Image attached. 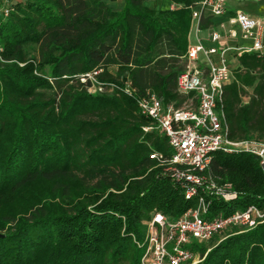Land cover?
<instances>
[{
  "label": "trees",
  "instance_id": "1",
  "mask_svg": "<svg viewBox=\"0 0 264 264\" xmlns=\"http://www.w3.org/2000/svg\"><path fill=\"white\" fill-rule=\"evenodd\" d=\"M146 1L115 9L107 0H9L0 22V264H142L145 221L197 206L150 157L172 149L160 130L144 131L153 121L137 100H196L178 78L201 0H171L172 9ZM209 23L202 16L199 25ZM238 62L223 93L229 137L264 141V54ZM204 173L237 192L225 201L203 191L206 217L264 211L260 156L215 151ZM189 248L200 258L190 264H264V220Z\"/></svg>",
  "mask_w": 264,
  "mask_h": 264
},
{
  "label": "built area",
  "instance_id": "2",
  "mask_svg": "<svg viewBox=\"0 0 264 264\" xmlns=\"http://www.w3.org/2000/svg\"><path fill=\"white\" fill-rule=\"evenodd\" d=\"M205 9L213 15L223 14L226 0H201L200 9L192 12V19L199 21ZM9 10V0H4L0 5V22ZM231 22L238 25L242 37L249 41V44L236 48L240 56L245 52L264 54V17L238 11L231 17ZM211 39L218 41L219 33L212 32ZM229 49L206 46L202 42L188 46L186 70L178 78V90L182 94H194L196 100L179 107L174 103L164 104L156 95L137 100L141 112L153 121L152 125L144 127V131L160 130L172 149L171 156L154 150L150 157L167 165L165 170L181 184L187 199L198 196L197 206L190 207L177 219L155 211L145 221V237L140 244L144 248L142 264L194 263L196 254L189 248L194 241L209 240L230 226L251 228L264 220V211L254 205L226 216H205L210 200L203 191L225 201L237 197L230 182L218 184L212 176L204 173L213 152H251L260 156L264 166V141L229 137L223 109L224 87L233 71L227 57ZM215 54L218 59L214 58Z\"/></svg>",
  "mask_w": 264,
  "mask_h": 264
},
{
  "label": "crops",
  "instance_id": "3",
  "mask_svg": "<svg viewBox=\"0 0 264 264\" xmlns=\"http://www.w3.org/2000/svg\"><path fill=\"white\" fill-rule=\"evenodd\" d=\"M115 9H121L124 6V0H107ZM150 8L166 9L174 8V3L171 0H148L145 2ZM200 9V3H197L192 8ZM238 11H243L254 17H264V0H226V10L223 14L213 15L210 10H203V18L209 20V25L200 27V20H193L189 33V45L202 42L206 46H217L218 49L230 48L227 51L229 65L232 69L238 65L239 53L238 47L249 44V41L244 39L237 24L231 22V17ZM212 32H217L220 35L218 41H212ZM233 32L236 34L234 35ZM203 58V55H201ZM218 59V54L214 55Z\"/></svg>",
  "mask_w": 264,
  "mask_h": 264
},
{
  "label": "rangeland",
  "instance_id": "4",
  "mask_svg": "<svg viewBox=\"0 0 264 264\" xmlns=\"http://www.w3.org/2000/svg\"><path fill=\"white\" fill-rule=\"evenodd\" d=\"M15 1H16V0H15ZM234 67H235V64H234ZM222 236H223V235H222ZM199 260H200L199 256L196 255V258H195V260H194V263L198 262Z\"/></svg>",
  "mask_w": 264,
  "mask_h": 264
},
{
  "label": "water",
  "instance_id": "5",
  "mask_svg": "<svg viewBox=\"0 0 264 264\" xmlns=\"http://www.w3.org/2000/svg\"><path fill=\"white\" fill-rule=\"evenodd\" d=\"M1 235V234H0Z\"/></svg>",
  "mask_w": 264,
  "mask_h": 264
}]
</instances>
